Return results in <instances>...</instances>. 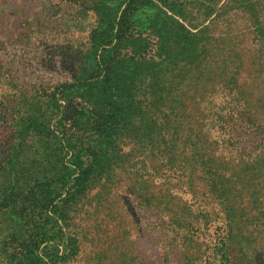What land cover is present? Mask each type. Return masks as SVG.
Instances as JSON below:
<instances>
[{
	"label": "rangeland",
	"instance_id": "374dc122",
	"mask_svg": "<svg viewBox=\"0 0 264 264\" xmlns=\"http://www.w3.org/2000/svg\"><path fill=\"white\" fill-rule=\"evenodd\" d=\"M92 1L0 0V264L59 260L74 239L79 252L65 263L264 264V215L251 203L264 188V0H185V15L199 24L190 30L211 37L205 58L217 55L202 70L214 92L205 99L198 131L207 146L203 152L219 153V167L192 160L178 147L169 152L171 160H161L129 144L133 150L119 151L104 183L79 196L68 228L54 221L73 200L53 180L51 218L47 222L33 204L35 215L18 221L23 229L15 231L11 207L31 191L40 195L45 186L39 183L52 173L72 169L70 156L65 166L60 162L61 147H69L63 143H90L85 127L61 113L91 102L89 75L98 53L92 31L112 15ZM152 11L134 15V34L150 38L155 51L148 28ZM224 80L236 83L225 88ZM93 91L101 96L104 89L99 83ZM42 224L53 235L33 238L24 256L20 242L26 245L31 226Z\"/></svg>",
	"mask_w": 264,
	"mask_h": 264
},
{
	"label": "trees",
	"instance_id": "16d2710c",
	"mask_svg": "<svg viewBox=\"0 0 264 264\" xmlns=\"http://www.w3.org/2000/svg\"><path fill=\"white\" fill-rule=\"evenodd\" d=\"M92 3L98 4L102 10L106 8V12L112 15L104 20V26L99 24L92 31L91 41L97 46L98 53L95 67L89 75V80L93 81L89 86L91 102L87 107L82 105L74 110L66 106L61 113V118H69L74 124L85 127L90 143H63L69 147L66 150L61 147L59 154L63 159L60 162L65 166V157L70 156L72 169L65 167L57 176L52 173L51 176L55 177L39 183V186H45L40 195L31 191L24 195L22 202L11 207L10 212H14L17 219L15 231L23 229L18 224L22 218H33L36 212L33 204L43 209L41 212L45 213L46 221L51 218L48 207L53 206V199L57 197L53 195L57 191L51 187L53 180H58L61 187H67L69 199L73 200V203L62 206L59 217L54 221L59 229L68 228L69 213L74 211L73 205L79 196L104 183L110 164L122 153L130 154L133 150L129 144L144 147L152 157L157 159L156 156H160L161 160L166 155L171 160L169 152L178 147L180 153L185 152L192 160L206 162L215 169L219 167V153L209 156L203 152L207 146L200 140L202 132L198 131L205 99L214 92L208 87L212 80L206 79L202 70L207 64H214L217 55L205 58L211 37L202 30H190L199 24L185 15L189 10L185 0H157L154 4L152 0H93ZM147 8L155 10L148 24L156 37L155 51H152L150 38L141 32L134 34L137 28L133 17L137 13H145ZM106 12L101 13V17L108 16ZM169 12L172 14L168 15ZM210 21L214 24L215 17ZM99 83L104 89L101 96L98 91H93L98 89ZM233 83L236 81L224 80L222 85L232 88ZM207 91L208 95L203 98ZM243 102L246 103L245 100ZM115 145L119 147L117 150ZM163 164L170 167L168 161ZM219 180L225 181L223 178ZM260 189L257 190L258 201L256 197L251 203L264 215V188ZM235 196L231 195L236 199ZM248 196L252 195L246 194V198ZM163 203L165 208H171L168 201L163 199ZM53 212L56 213L55 210ZM20 224L26 225V221ZM29 230L28 243L25 245L22 240L19 244L20 252L25 250L24 256L32 251L33 238L53 235L44 224L32 225ZM70 239H74V235ZM73 245L65 257L49 259L51 261L45 264H69L65 259L69 256L75 259L79 252L77 239ZM21 257L15 258L18 259L15 263L20 262Z\"/></svg>",
	"mask_w": 264,
	"mask_h": 264
}]
</instances>
